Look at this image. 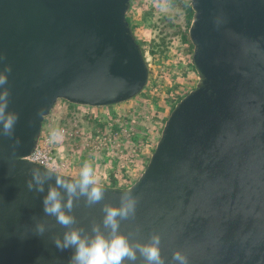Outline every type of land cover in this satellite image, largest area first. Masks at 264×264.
<instances>
[{"label": "water", "instance_id": "95a60500", "mask_svg": "<svg viewBox=\"0 0 264 264\" xmlns=\"http://www.w3.org/2000/svg\"><path fill=\"white\" fill-rule=\"evenodd\" d=\"M131 1L0 0V71L11 68L4 87L19 115L14 134L0 132V264H68L72 249L57 250L55 238L93 226L107 234L103 208L129 192L137 210L121 232L133 242L159 233L169 264L177 250L189 264H264V0H184L194 13L197 85L172 111L143 174L128 188L98 183L104 198L95 205L74 196L68 228L44 213L50 188L69 199L58 177L79 180L27 159L57 104L107 108L147 87Z\"/></svg>", "mask_w": 264, "mask_h": 264}, {"label": "rangeland", "instance_id": "374dc122", "mask_svg": "<svg viewBox=\"0 0 264 264\" xmlns=\"http://www.w3.org/2000/svg\"><path fill=\"white\" fill-rule=\"evenodd\" d=\"M189 4L184 0L131 1L128 18L149 67L147 87L137 98L107 108L60 101L46 119L45 130L74 117L88 138L100 131L111 141V149L101 152L87 149L81 139L74 146L68 141V157L76 165L73 177L80 178L85 162L94 168L97 183L109 187L128 188L141 177L175 94L193 91L197 85V73L191 68L193 51L184 41Z\"/></svg>", "mask_w": 264, "mask_h": 264}, {"label": "clouds", "instance_id": "9594fccd", "mask_svg": "<svg viewBox=\"0 0 264 264\" xmlns=\"http://www.w3.org/2000/svg\"><path fill=\"white\" fill-rule=\"evenodd\" d=\"M4 57L0 56V61ZM11 68L0 71V132L3 135L14 134L19 115L9 110V92L4 87L8 83V73ZM57 133H53L56 138ZM36 190L43 192V182L34 176ZM57 185L65 189L69 199L63 201L57 188H50L43 199V211L46 215L55 217L56 223L68 228L75 223V217L70 214L73 207V197L79 194L87 199L90 205L98 204L104 198V188L97 183L94 168L85 162L80 172V178L69 183L57 178ZM31 189L33 185L30 183ZM137 198L130 192L121 197L119 206H105L103 208V228L93 226L92 234H85L82 229L71 228L63 233L62 238L53 241L55 248L61 252L72 249L68 264H137L142 258L143 264H169L162 255V237L154 233L146 240L133 242L129 236L121 232V222L135 216ZM67 209V211H66ZM45 232L43 225H38L36 234L42 236ZM171 264H189L188 257L180 250L173 253Z\"/></svg>", "mask_w": 264, "mask_h": 264}, {"label": "built area", "instance_id": "2783aa9c", "mask_svg": "<svg viewBox=\"0 0 264 264\" xmlns=\"http://www.w3.org/2000/svg\"><path fill=\"white\" fill-rule=\"evenodd\" d=\"M79 122L72 117L60 126L54 128L50 126L46 130L44 123L38 146L27 159L48 170L72 176L76 171V165L68 157L67 145L70 142H74L72 143L74 146L81 139L84 147L96 152L111 149V141L105 134L99 131L88 138L84 129L80 128ZM53 133H57L56 138H53Z\"/></svg>", "mask_w": 264, "mask_h": 264}, {"label": "trees", "instance_id": "16d2710c", "mask_svg": "<svg viewBox=\"0 0 264 264\" xmlns=\"http://www.w3.org/2000/svg\"><path fill=\"white\" fill-rule=\"evenodd\" d=\"M189 4V3H188ZM189 17H188V31L185 33V35H184V41L191 47V49H192V51H194V47H193V45H192V43H191V40H190V37H189V29H190V26H191V23H192V20H193V15H194V13H193V11H192V8H191V4H189ZM128 20V22L130 23V26H131V28H132V31H133V33H134V26L132 25V23L130 22V20H129V18L127 19ZM134 35H135V33H134ZM135 37H136V35H135ZM137 39V38H136ZM137 42H138V44L140 45V42L138 41V39H137ZM141 46V45H140ZM142 48V47H141ZM142 52H143V55H144V51H143V49H142ZM145 56V55H144ZM191 68L194 70V72H196L195 71V69H194V67L192 66V64H191ZM187 83H189V82H187ZM191 92V91H190ZM190 92H186V93H181V91L179 92V93H176L175 94V98H174V102H173V105H172V107H171V109H170V111H169V116L171 115V113H172V111L174 110V108L176 107V105L180 102V101H182ZM169 116H168V118H169ZM168 120V119H167ZM148 165V164H147ZM113 187H116V186H113ZM118 188H120V187H118Z\"/></svg>", "mask_w": 264, "mask_h": 264}]
</instances>
